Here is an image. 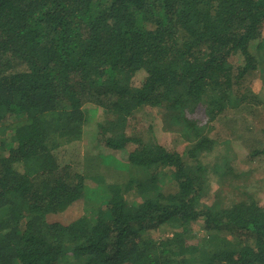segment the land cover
Segmentation results:
<instances>
[{
	"label": "trees",
	"instance_id": "1",
	"mask_svg": "<svg viewBox=\"0 0 264 264\" xmlns=\"http://www.w3.org/2000/svg\"><path fill=\"white\" fill-rule=\"evenodd\" d=\"M263 60L264 0H0V264H264L258 189L210 193L264 163ZM92 125L118 183L57 160Z\"/></svg>",
	"mask_w": 264,
	"mask_h": 264
},
{
	"label": "rangeland",
	"instance_id": "2",
	"mask_svg": "<svg viewBox=\"0 0 264 264\" xmlns=\"http://www.w3.org/2000/svg\"><path fill=\"white\" fill-rule=\"evenodd\" d=\"M260 63L261 66L263 65L264 67V60L262 62L260 61ZM135 84H138L136 80ZM259 111H261L260 119L263 120V123L258 124L257 127H264V110L260 109ZM98 115L99 114H97V116ZM158 119L160 120L159 115ZM159 120H157L155 123L157 127H154L152 131L153 135L161 144L172 148H174V146L179 147V145L173 144L174 137H172L171 134L162 131ZM94 132V125L88 126V128H86L85 130L82 140L61 146L60 148L56 149L54 153L57 157V160L61 165L69 163L74 169L79 171H85L88 165H94L97 167L94 171H91L94 176L98 177L100 175H103L106 182L111 184L118 183L121 180L118 177L119 174H116V172H119L118 170L121 169L117 168V166L112 163V160L108 159V156H113L116 159L124 161L127 152L94 148ZM180 148L182 147H179V149ZM233 153L237 157L234 167L239 171H251L249 178L240 182H237L233 179H228L223 181L220 186V183H217L218 180H215L213 182L214 184L212 183L211 185V196H214L215 191L220 190L222 198H224L226 203H228L229 201H233L232 199H242L244 197L243 193L251 191V189L254 187L255 190L258 189L256 197L259 199L260 204L264 206V163H262L260 159L257 158L255 160L253 159L252 161H249L250 163H248L246 160L247 157L245 156V152L238 151V149H236V151ZM244 156L246 158H244ZM84 166L86 167L84 168ZM230 180L232 184L229 183ZM93 182L94 181L92 179H87L86 181V183H88L90 186L95 187V185L92 184ZM82 205L83 203L79 202L78 204L70 207L62 216L57 219H60L62 220V222H64L70 221L74 217L81 216L83 214ZM91 205L92 203H90V206ZM200 232L193 235H196V237L198 236L199 238L200 234L202 235V232Z\"/></svg>",
	"mask_w": 264,
	"mask_h": 264
}]
</instances>
